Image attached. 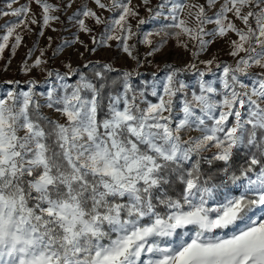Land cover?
Masks as SVG:
<instances>
[{
  "label": "snow or ice",
  "instance_id": "6c2138e0",
  "mask_svg": "<svg viewBox=\"0 0 264 264\" xmlns=\"http://www.w3.org/2000/svg\"><path fill=\"white\" fill-rule=\"evenodd\" d=\"M17 3L0 7L16 17L0 26V55L10 40L16 54L17 29L56 31L57 13L76 0ZM141 3L161 24L140 41L151 46L147 56L172 39L193 58L167 65L150 92L133 84V72L113 77L109 64L85 63L91 76L71 64L49 70L43 48L30 64L28 50L21 71L46 72L44 91L31 79L26 89L7 81L16 87L0 90V264H264V0ZM139 6L81 0L66 16L77 31L53 56L117 41L139 67L129 43ZM217 39L233 63L199 59Z\"/></svg>",
  "mask_w": 264,
  "mask_h": 264
},
{
  "label": "rangeland",
  "instance_id": "374dc122",
  "mask_svg": "<svg viewBox=\"0 0 264 264\" xmlns=\"http://www.w3.org/2000/svg\"><path fill=\"white\" fill-rule=\"evenodd\" d=\"M28 0H18L17 4L13 7H18L20 4L27 3ZM50 3H57V0H49ZM158 0H152V5H155ZM199 3H204L205 0H198ZM81 3V0H76V3L72 8L68 9L66 13H57L61 16V20L64 21L63 24L55 23L54 27L56 31L51 29H44V35H39L40 27L39 25H30L33 29L31 33L24 32L22 29H17L23 35V40L21 46L17 49L16 54L13 56L11 53V42L9 47L5 49L4 53L0 55V90L7 91L9 87L15 88L16 85H7V81H18L19 87L21 89H26L28 85L26 82L28 80H35L38 82L37 90L44 91L49 84L45 83L46 72H42L40 69H34L31 73L25 74L21 71V65L24 63L29 49H35L31 59L28 61L30 64L35 60L36 56L40 54V49H46V58L48 59L47 68L52 71L59 70L60 72H66L67 69L65 65L71 64L73 68L78 65H84L85 63L91 62H103L105 64L111 65L113 68H122L124 71L133 72L132 81L137 88L147 87L148 91H151V84L156 79H163L166 75L167 65H172L177 68H184L185 65L192 62L193 58L190 51H185L182 47H178L175 40L169 39V41L161 48V50L155 53L153 56H147L148 51L151 50V46L144 43H140L144 36L149 32H154L158 27L161 26L159 20L149 19V13L146 8L141 3V0H132L133 5H140L138 8L139 15L135 18H130V24L132 25V30L137 32V36L133 37L129 41L130 44L135 43L136 48L134 50V55L139 60V67H137V61L129 57L123 50L122 46L117 41H111L110 47H101L96 45L97 50L95 52L85 51L84 47L76 44L72 47H65L56 56H53V50L56 49L57 45H61L62 41L65 39H71L72 34L76 33L77 29L69 24L66 20V16L71 15L76 8ZM90 7H95L94 5H89ZM0 7L6 8V0H0ZM33 13L37 14V19H40L39 7L33 2L30 5ZM100 11V10H98ZM103 15L108 16L109 13L104 12ZM143 18L146 22L139 25L137 28L138 20ZM16 17L13 16H0V26L5 25L11 21H15ZM92 25V21H87ZM66 29V30H65ZM102 29L96 26V33L98 34ZM6 31L5 28L0 27V35ZM80 39L88 45L89 48L94 47L91 43V39L88 35L84 33L79 34ZM51 37V41H49ZM233 38H235L233 36ZM149 39L152 40L153 44H157L160 40V36H150ZM50 45V46H49ZM229 47L224 39H217L212 45L209 46L205 53H202L199 57L200 60H211L213 57L216 61H223L226 63H233L232 57L228 55ZM83 53V56L80 55ZM200 70H206L205 65L199 64ZM215 69V64L209 66ZM150 71L151 76L146 79L144 78V73ZM138 73V74H137ZM137 74V75H136ZM138 78V81L135 78ZM189 81L190 84L195 83V76L191 73H187L184 77ZM211 78V75L208 77ZM147 82V83H145ZM151 98V97H150ZM54 118L55 113H49ZM242 227V225H241Z\"/></svg>",
  "mask_w": 264,
  "mask_h": 264
},
{
  "label": "trees",
  "instance_id": "16d2710c",
  "mask_svg": "<svg viewBox=\"0 0 264 264\" xmlns=\"http://www.w3.org/2000/svg\"><path fill=\"white\" fill-rule=\"evenodd\" d=\"M158 28H159V27H158ZM92 64H95V63H92ZM99 64H100V65H103V64H105V63H103V62H99ZM75 69H78L80 72H83V73H85V74L91 76V68L85 69V68L83 67V65H78V66L75 67ZM114 69H116V70H118V71H117V72H113V73H111V75H112L113 77L117 76L119 73L124 72V70H123L122 68H114ZM151 74H152V73H151L150 71L144 73V78L148 79V78L151 76ZM136 75H137V74H136ZM75 79H76V77H73V80H75ZM135 80L138 81V78L136 77ZM240 162H241V157L237 156V163H240ZM205 167L207 168L208 166L205 165ZM213 171H215V168H213Z\"/></svg>",
  "mask_w": 264,
  "mask_h": 264
}]
</instances>
